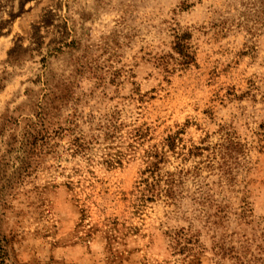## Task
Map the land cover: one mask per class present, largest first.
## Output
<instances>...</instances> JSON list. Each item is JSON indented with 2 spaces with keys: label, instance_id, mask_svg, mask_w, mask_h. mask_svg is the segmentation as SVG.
I'll use <instances>...</instances> for the list:
<instances>
[{
  "label": "rangeland",
  "instance_id": "374dc122",
  "mask_svg": "<svg viewBox=\"0 0 264 264\" xmlns=\"http://www.w3.org/2000/svg\"><path fill=\"white\" fill-rule=\"evenodd\" d=\"M3 121L0 264H264V0H0Z\"/></svg>",
  "mask_w": 264,
  "mask_h": 264
},
{
  "label": "trees",
  "instance_id": "16d2710c",
  "mask_svg": "<svg viewBox=\"0 0 264 264\" xmlns=\"http://www.w3.org/2000/svg\"><path fill=\"white\" fill-rule=\"evenodd\" d=\"M39 110H41L39 112V114H37V119H38V122L34 123L31 125V126H28V129L27 131L25 132V134H23L22 137L19 138V144L21 145V154H22V157H23V160H25V167H26V160L28 158V150H29V153L31 151V148L36 145L37 142H40L44 139V135L43 132V128L45 126L44 122L45 120L47 119V111L48 110V107L43 108H38ZM6 124V121H3L2 124H1V129L4 127V125ZM38 129V130H37ZM17 140V138L15 137L13 141ZM25 167L23 168V170L25 169ZM1 176L4 175L3 173V170H1L0 172Z\"/></svg>",
  "mask_w": 264,
  "mask_h": 264
}]
</instances>
